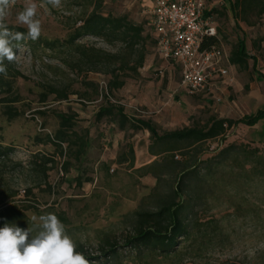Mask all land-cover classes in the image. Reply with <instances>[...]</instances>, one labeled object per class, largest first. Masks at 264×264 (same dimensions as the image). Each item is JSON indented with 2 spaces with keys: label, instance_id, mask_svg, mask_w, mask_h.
Instances as JSON below:
<instances>
[{
  "label": "trees",
  "instance_id": "1",
  "mask_svg": "<svg viewBox=\"0 0 264 264\" xmlns=\"http://www.w3.org/2000/svg\"><path fill=\"white\" fill-rule=\"evenodd\" d=\"M230 4L234 18L248 25L251 18L264 16V0H233ZM74 5L81 14L63 39L40 36L36 41L20 42L21 48H26L32 58H39L50 74L56 75L61 66L63 72L75 76V79H69L65 75L64 82L43 83L38 103L46 107L50 96L53 102H66L71 96H77L82 102L101 98L95 114L97 122L106 119L121 132H148L147 149L153 159L133 171L139 178L154 180L136 210L123 217L119 237L110 234L101 238L94 256L83 252L80 245L77 251L82 252L90 264H235L221 261L218 256L232 246L231 234L223 221L246 219L264 232V151L246 144H221L236 127L253 128L258 123H261L259 143L263 144L264 104L254 113L236 120L210 116L202 125L161 133L157 124L128 115L122 106L109 99L110 94L123 88L126 79L139 75L148 55V46L154 48L150 23L146 25L148 33L144 24L134 23L125 15L105 13L102 0H75ZM215 14L223 17L224 8L206 12L204 18L213 20ZM8 26L12 31H27L23 27ZM87 37L112 50L81 42ZM210 46L220 47L217 31L214 37L202 41L203 48ZM253 46L261 52L259 44L254 42ZM43 58L58 65H46ZM249 60L255 80L264 82V75L256 69V56L249 54L242 35L230 52L229 64L246 70ZM4 63L7 77L0 74L1 114L12 121L24 114L15 107L22 102L15 83L25 77L14 63L7 60ZM89 74L107 78L105 92L100 90L98 83L88 79ZM75 83L84 90L74 91ZM33 115L43 117L45 113L36 110ZM54 116L58 122L56 129L34 139L36 145L51 146L53 152L34 154L28 164L31 182L44 184L48 190L51 189L46 183L48 173L56 166L62 175H67L73 167L79 169L90 148L89 132L75 129L76 114L54 113ZM41 129H45L44 125ZM2 142L0 137V227L7 222L27 229L31 225L26 212L35 208L23 201L17 203L18 192L8 187L7 175L20 163L11 159L13 149ZM212 142L219 144L210 156L205 157ZM134 160L133 149L128 146L126 154L119 155L116 163H127L128 168L133 169ZM90 181L81 173L74 179L77 187ZM31 195L32 187L24 190L25 198ZM221 205L231 212L216 218L213 211ZM58 218L67 224L64 217Z\"/></svg>",
  "mask_w": 264,
  "mask_h": 264
},
{
  "label": "rangeland",
  "instance_id": "2",
  "mask_svg": "<svg viewBox=\"0 0 264 264\" xmlns=\"http://www.w3.org/2000/svg\"><path fill=\"white\" fill-rule=\"evenodd\" d=\"M105 13L114 16L125 15L134 23H142L146 27L150 22L146 0H102ZM25 0H16L6 23L18 26L15 15L22 10ZM75 0H62V7L54 9L50 5L41 7L37 18L42 23L41 37L47 39H63L68 28L80 16V9L74 5ZM42 3V2H41ZM221 3L215 5L220 10ZM219 46L229 57L235 46L236 39L242 35L246 39L250 55L256 56V69L264 75V16L251 18L252 26H243L242 30L235 29L230 16L214 15ZM22 27V26H19ZM24 28V27H23ZM26 29V28H25ZM27 30V29H26ZM147 30V27H146ZM148 31V30H147ZM148 33H150L148 31ZM153 37V35H152ZM153 41V40H152ZM84 43H94L96 47L111 51L112 48L94 38H84ZM259 44L261 52H257L253 43ZM256 45V44H255ZM19 62L15 67L24 75L25 79H17L15 87L22 98L15 107L23 111V116L9 121L2 116L0 104V137L4 146L13 149L11 159L20 163L13 172L7 175L9 189L17 191V203L32 205L35 210L26 212L30 221L33 215L55 213L67 220L65 229L76 245L82 247L83 252L90 256L97 253L98 242L105 235L115 234L119 237L122 219L125 215L136 210L139 201L146 196L154 180L151 177L139 178L129 169L127 163L119 165L116 159L126 154L130 145L136 152L134 168L149 159L144 155L148 143L146 132H121L116 126H111L106 119L97 122L95 114L101 105V98L93 102H82L77 96H71L66 102H53L50 96L46 107L38 103V94L42 91L43 83L66 81L75 76L60 70L56 75L41 64L39 58H32L26 48L17 50ZM43 63L58 65L43 58ZM252 62L248 61V68L240 70L230 65L229 76L216 81L214 92L219 102L207 100L203 95L191 96L181 87L180 70L175 64H166L154 53V48L148 46V55L144 66L137 77L125 80L122 89L109 95L112 103L124 108L126 113L150 120L157 124L160 132H171L185 127L202 125L210 116L236 120L243 115L254 113L264 104V82L255 80L251 71ZM162 70V75H158ZM88 79L99 84L100 90L105 92L106 77L89 74ZM74 91H83L78 83L73 85ZM36 110H43L45 116H34ZM54 113L76 114L78 118L76 130L89 132L90 148L79 169L73 167L67 175H62L59 168H53L44 184L33 183L28 164L32 155L37 153L51 154V146L36 145L35 137L52 133L57 126ZM44 125L45 129H41ZM261 123L253 128L238 126L228 133L226 141L221 146L237 143L251 145L264 151V143H259ZM218 142L209 144L210 156L218 146ZM59 161V160H58ZM81 173L83 177L91 179L77 187L75 177ZM32 187V195L24 197V190ZM225 205L219 206L213 214L216 218L230 213ZM227 231L231 234L232 246L219 254L221 261L228 260L235 264H264V232L248 220L228 218L223 221ZM35 234V233H33Z\"/></svg>",
  "mask_w": 264,
  "mask_h": 264
},
{
  "label": "clouds",
  "instance_id": "3",
  "mask_svg": "<svg viewBox=\"0 0 264 264\" xmlns=\"http://www.w3.org/2000/svg\"><path fill=\"white\" fill-rule=\"evenodd\" d=\"M16 0H0V74L7 77L5 60L18 63L22 41H36L42 34V23L37 18L41 7H62V0H25L22 10L15 15L18 26L26 32L10 30L6 21ZM32 227L27 229L5 222L0 227V264H90L77 251L73 238L55 213L33 215ZM35 233V234H33Z\"/></svg>",
  "mask_w": 264,
  "mask_h": 264
},
{
  "label": "built area",
  "instance_id": "4",
  "mask_svg": "<svg viewBox=\"0 0 264 264\" xmlns=\"http://www.w3.org/2000/svg\"><path fill=\"white\" fill-rule=\"evenodd\" d=\"M149 1L155 55L179 68L181 87L189 95L219 102L214 88L217 80L229 76V57L221 47H202L203 39L216 35L210 19L204 18L206 0Z\"/></svg>",
  "mask_w": 264,
  "mask_h": 264
},
{
  "label": "crops",
  "instance_id": "5",
  "mask_svg": "<svg viewBox=\"0 0 264 264\" xmlns=\"http://www.w3.org/2000/svg\"><path fill=\"white\" fill-rule=\"evenodd\" d=\"M230 2L231 1H233V0H229ZM222 2V4H221V8H224V10H225V14H224V16L223 17H228V16H230L231 17V19L234 21V24H235V27L237 28V31L239 30V28H243V26H245V27H250V26H252V23L251 24H246L245 22H243L241 19H236V18H234V16H233V12H232V9H231V4H230V2H228V0H206V7H205V13L206 12H210V11H212L213 9H215V5L217 4V3H221ZM146 3H147V8H148V13H149V9L151 8V3H150V1L149 0H146ZM209 19H210V21L212 22V24H213V26L215 27V29H216V25H215V23L213 22V20L209 17ZM242 30H244V29H242ZM230 64H229V60H228V69H229V71H230ZM125 85V84H124ZM124 87V86H123ZM250 114H252V113H250ZM128 115H131V114H128ZM246 115H249V114H246ZM242 117V116H241ZM240 117V118H241ZM239 119V118H238ZM113 127V126H112ZM144 132H146V131H144ZM147 134H148V132H146ZM148 138H149V134H148ZM148 144H149V141H148V143H147V146H146V148L144 149V155H146L149 159H147L145 162H143L142 164H140V166L139 167H141V166H144V165H146V164H148L153 158L148 154ZM130 146V145H129ZM132 147V146H131ZM132 149H133V153H134V159L136 158V152L134 151V148L132 147ZM138 167V168H139ZM135 168L133 167V170H134Z\"/></svg>",
  "mask_w": 264,
  "mask_h": 264
}]
</instances>
